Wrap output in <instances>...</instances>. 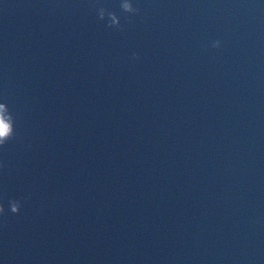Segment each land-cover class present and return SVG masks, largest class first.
<instances>
[{"label":"water","instance_id":"95a60500","mask_svg":"<svg viewBox=\"0 0 264 264\" xmlns=\"http://www.w3.org/2000/svg\"><path fill=\"white\" fill-rule=\"evenodd\" d=\"M120 2L0 0V264H264V0Z\"/></svg>","mask_w":264,"mask_h":264},{"label":"clouds","instance_id":"9594fccd","mask_svg":"<svg viewBox=\"0 0 264 264\" xmlns=\"http://www.w3.org/2000/svg\"><path fill=\"white\" fill-rule=\"evenodd\" d=\"M120 12L124 15H137L139 9L133 7L130 0H121ZM97 18L100 21L106 20V26L108 28H115L121 30L120 19L118 15L114 12L108 11L104 7H96ZM213 48H219L220 42L215 41L212 44ZM139 57L133 54L132 59H138ZM18 135L16 129V118L9 110L8 106L5 103H0V148H4L9 141L16 138ZM26 199V198H25ZM22 203L20 200L10 199L8 201V212L12 215H18L21 211ZM5 215V208L3 205H0V216Z\"/></svg>","mask_w":264,"mask_h":264}]
</instances>
